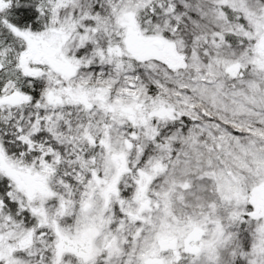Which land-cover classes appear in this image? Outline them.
I'll use <instances>...</instances> for the list:
<instances>
[{
    "label": "snow or ice",
    "instance_id": "obj_1",
    "mask_svg": "<svg viewBox=\"0 0 264 264\" xmlns=\"http://www.w3.org/2000/svg\"><path fill=\"white\" fill-rule=\"evenodd\" d=\"M0 264H264V0H0Z\"/></svg>",
    "mask_w": 264,
    "mask_h": 264
}]
</instances>
